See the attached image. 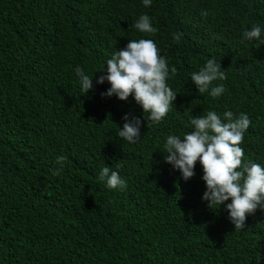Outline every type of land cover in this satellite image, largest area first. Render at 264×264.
I'll return each instance as SVG.
<instances>
[{
  "label": "trees",
  "instance_id": "1",
  "mask_svg": "<svg viewBox=\"0 0 264 264\" xmlns=\"http://www.w3.org/2000/svg\"><path fill=\"white\" fill-rule=\"evenodd\" d=\"M141 14L155 34L134 28ZM254 23L264 27V0H0V264H264V210L236 230L201 200L198 162L184 181L163 160L167 135L190 131L192 116L231 110L251 121L245 158L264 163V43H241ZM140 38L176 68L157 124L131 95L95 85L110 54ZM211 57L226 74L216 99L190 80ZM77 65L94 75L87 94ZM125 113L142 121L134 144L118 137ZM105 165L125 189L98 179Z\"/></svg>",
  "mask_w": 264,
  "mask_h": 264
},
{
  "label": "clouds",
  "instance_id": "2",
  "mask_svg": "<svg viewBox=\"0 0 264 264\" xmlns=\"http://www.w3.org/2000/svg\"><path fill=\"white\" fill-rule=\"evenodd\" d=\"M153 0H142L144 7H150ZM134 28L141 33L155 34L157 28L148 14H141L134 23ZM182 34L173 35V41L179 43ZM259 41L264 43V27L254 23L242 32L241 43ZM74 72L78 77L80 91L87 94L94 89L93 77L77 65ZM101 75L95 78V85L108 83L109 87L101 96H115L124 101L130 95L138 104L147 121L154 124L162 121L170 109L177 93L169 87L167 79L176 68L170 67L164 56L159 55L156 42L152 39H129L126 46L110 54ZM94 73V74H95ZM226 74L214 57L207 58L203 66L190 73V80L195 89L207 93L212 99L224 93L222 83ZM118 137L129 144L136 143L141 137L142 121L139 117L125 113L121 117ZM250 118L244 113L238 114L226 110L218 114L208 110L204 115L191 118V130L182 135L169 134L163 143V160L184 181L195 175L197 162L200 165L205 190L201 196L210 209L223 210L229 223L236 230L245 228L248 216L258 209L264 210V163H256L245 158L241 147ZM57 163L63 167L67 157L58 156ZM98 179L109 189L123 190L127 181L117 170L105 165L100 168Z\"/></svg>",
  "mask_w": 264,
  "mask_h": 264
}]
</instances>
